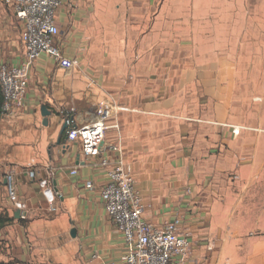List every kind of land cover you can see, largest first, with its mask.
Listing matches in <instances>:
<instances>
[{
	"label": "crops",
	"instance_id": "obj_1",
	"mask_svg": "<svg viewBox=\"0 0 264 264\" xmlns=\"http://www.w3.org/2000/svg\"><path fill=\"white\" fill-rule=\"evenodd\" d=\"M62 1L57 43L77 60V70L67 73L42 54L29 70L23 104L0 117V168L14 176L28 205L26 220L14 217L0 232V262L119 261L123 236L101 197L109 182L101 160L107 159L123 161L133 175L147 221L157 228L180 221L191 247L172 264H264V231L249 219L264 216V194L250 192L264 179V115L253 111L251 91L264 88V0L250 6L253 16L249 0H229L226 45L218 27L219 37L205 41L196 20L192 33L187 16L169 34L174 23L164 11L170 3L156 12V0ZM12 13L0 22V64L18 66L26 57ZM90 77L94 90L87 88ZM100 90L120 108L108 120L118 127L107 130L100 156L86 157L80 141L67 139L68 127L61 131L68 118L72 126L87 120L84 112ZM43 104L51 111L48 125ZM45 178L57 197L55 212L40 186ZM4 209L17 211L0 195Z\"/></svg>",
	"mask_w": 264,
	"mask_h": 264
},
{
	"label": "built area",
	"instance_id": "obj_2",
	"mask_svg": "<svg viewBox=\"0 0 264 264\" xmlns=\"http://www.w3.org/2000/svg\"><path fill=\"white\" fill-rule=\"evenodd\" d=\"M21 23V42L25 50V61L18 66L0 64V85L4 95L3 109L11 114L19 108L28 90V74L33 63L46 54L54 59L67 73L78 68V62L64 56L57 43L60 28L57 13L64 5L62 0H5ZM97 82L90 77L87 80L89 90L96 89ZM96 102L87 108L84 114L87 120L80 125H73V119H66L67 139L80 141L86 157H97L105 150V136L109 128L108 120L119 112L114 97L103 90L98 93ZM89 109V110H88ZM74 111V109H73ZM79 112V111H76ZM107 168L109 182L101 192L106 211L121 232L125 252L119 261L105 264H172L181 256L184 258L191 247V242L179 230L180 221L168 222L164 228H157L144 218V204L140 192L136 189L133 175L123 161L112 164L107 159L101 160ZM72 174L77 170H72ZM31 176L34 173L31 172ZM8 197L15 210L20 211V219L28 218V205L17 191L12 174L4 177ZM90 184V183H89ZM44 196L50 204V211L55 212L56 194L48 178L40 181Z\"/></svg>",
	"mask_w": 264,
	"mask_h": 264
},
{
	"label": "rangeland",
	"instance_id": "obj_3",
	"mask_svg": "<svg viewBox=\"0 0 264 264\" xmlns=\"http://www.w3.org/2000/svg\"><path fill=\"white\" fill-rule=\"evenodd\" d=\"M181 1H187L188 2V8L187 9H180L179 8V2ZM252 1V2H250ZM258 0H249L247 2V8H248V16H253L256 13H252L251 7L253 4L256 6ZM168 4L170 5L167 6V9H165V17L167 18L169 22H173V31L171 29H168V33L171 34H176L180 27L179 23V18L187 16L188 17V22L189 25L188 27L191 28V32H194V27H195V22L198 20V28H203V39L209 40L213 38H217L219 36H216V29L218 27L219 29V34L220 37L219 39L221 40L220 42L224 43L226 45V39H227V22L229 16L232 15L233 9H230L229 6V0H156V12L159 11L160 7L162 4ZM244 6L241 4L240 8H243ZM237 8L236 12L243 11V9ZM261 16L264 18V9H261ZM14 14L12 13V9L5 3V0H0V22L2 23L5 21V17L9 18V16H13ZM10 17V18H11ZM2 26V24H1ZM214 30V31H213ZM166 31V30H165ZM189 31V32H190ZM199 32V31H198ZM213 32V33H212ZM215 35V36H212ZM169 38H171L169 36ZM178 38V36H176ZM262 65L264 66V57L261 58ZM260 79L264 81V70L260 76ZM252 98H253V106L255 109L253 110L254 112H258L260 110L261 113L264 115V88H258V86H253L252 90ZM19 156H22L24 154H18ZM5 169L0 168V195L2 196L3 201L6 204H10V199L7 194V190L3 179L5 177ZM250 192H255V193H262L264 194V179L262 180L261 184L256 183L255 185L251 186ZM3 208H8V206H4ZM4 209V210H5ZM250 223L251 225L258 226L261 231H264V216L262 217H251ZM58 227L53 229V234H57ZM64 241L66 244L71 242L70 238V232H67ZM56 244V242H54ZM54 250L51 251V257L54 258L56 254V249L53 248ZM65 258L68 261L67 255L65 254Z\"/></svg>",
	"mask_w": 264,
	"mask_h": 264
},
{
	"label": "trees",
	"instance_id": "obj_4",
	"mask_svg": "<svg viewBox=\"0 0 264 264\" xmlns=\"http://www.w3.org/2000/svg\"><path fill=\"white\" fill-rule=\"evenodd\" d=\"M4 104V95L2 91V87L0 85V117L5 115V111L3 109ZM14 215H10V213L7 210H3L0 212V232L7 226L11 225L14 221ZM0 264H4L3 262H0Z\"/></svg>",
	"mask_w": 264,
	"mask_h": 264
},
{
	"label": "water",
	"instance_id": "obj_5",
	"mask_svg": "<svg viewBox=\"0 0 264 264\" xmlns=\"http://www.w3.org/2000/svg\"><path fill=\"white\" fill-rule=\"evenodd\" d=\"M41 115H42V117H43V125H48V122H49V116L51 115V111L49 110L47 104H43V105L41 106ZM66 127H67L66 125L63 127V129H62V131H61L62 134L64 133ZM59 141H60V140H59ZM5 183H6V182H4V184H5ZM14 217H15V218H19V217H20V211H19V210H17V211L14 213ZM76 232H77V230H76L75 228H73L72 231H71V235H72L73 237H75V236H76Z\"/></svg>",
	"mask_w": 264,
	"mask_h": 264
}]
</instances>
